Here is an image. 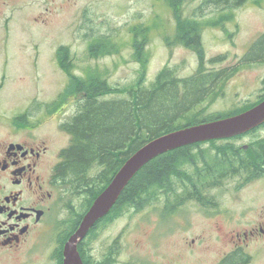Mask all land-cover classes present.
<instances>
[{
  "label": "rangeland",
  "instance_id": "1",
  "mask_svg": "<svg viewBox=\"0 0 264 264\" xmlns=\"http://www.w3.org/2000/svg\"><path fill=\"white\" fill-rule=\"evenodd\" d=\"M171 3L13 0L15 33L11 43L18 49L13 56L18 57L27 75L26 80L12 86L13 91L29 99V104L32 98L48 100L67 92L69 85L58 62L62 48L69 57L66 63L72 61V76H98L119 90L136 89L141 83L150 87L166 69L178 80L197 77L200 60L195 47L192 50L175 43L178 23ZM180 6L182 18L196 21L202 32L199 44L204 50L205 72L219 74L195 112L205 119L257 101L264 94V58H253L250 52L264 36V0H225L218 5L185 0ZM221 18L224 20L218 21ZM101 42L113 51L99 54L101 50L94 46ZM219 83H224L222 90ZM121 98L113 95L106 100ZM16 102L12 101L13 108ZM204 149L212 152L210 145ZM96 174L94 170L90 177ZM175 188L176 194L161 193L150 206L127 210L102 228L93 241L94 257L101 260L107 252L116 251L114 264H215L227 247L226 241L217 237V217L203 214L192 203L175 212L170 206H181L182 186L176 183ZM84 204L78 200L76 210L82 212ZM233 211L244 220L255 216L238 204ZM67 218L60 215L56 220L63 224ZM194 238L202 244L191 257L185 244ZM54 249L52 239H47L33 264H53Z\"/></svg>",
  "mask_w": 264,
  "mask_h": 264
},
{
  "label": "flooded vegetation",
  "instance_id": "2",
  "mask_svg": "<svg viewBox=\"0 0 264 264\" xmlns=\"http://www.w3.org/2000/svg\"><path fill=\"white\" fill-rule=\"evenodd\" d=\"M12 4L13 0H0V264H33L47 239H52L55 246L53 264H64L65 246L94 203L77 224L90 199L91 177L70 171L69 151L76 143L71 130L86 95L61 92L48 100L32 98L29 104V99L13 91L12 86L26 80L27 75L18 57L13 56L18 49L11 43L15 33ZM185 41L180 43L176 35L175 43L181 46L193 50L197 43L189 37ZM63 49L58 52V62L66 75L65 84L90 81L91 76H72V61L66 63L69 57ZM223 84L219 83L221 90ZM14 100L16 108L12 107ZM263 101L264 94L248 106L218 114L214 121L243 114ZM200 145L194 150L199 153L200 187H182L181 206L170 207L176 212V208L192 203L203 214L217 217V237L225 240L227 247L215 264H264V124L232 138ZM208 145L212 152L204 149ZM170 195H174L172 191ZM78 200L85 203L82 212L76 210ZM237 204L255 216L251 220L237 218L232 214ZM60 215L68 216L63 224L56 220ZM100 222L83 241L90 264H98L110 255L107 252L101 260L94 257L93 241L105 227ZM71 230L73 233L69 234ZM198 240L185 244L191 257L195 256L197 245L202 244Z\"/></svg>",
  "mask_w": 264,
  "mask_h": 264
},
{
  "label": "trees",
  "instance_id": "3",
  "mask_svg": "<svg viewBox=\"0 0 264 264\" xmlns=\"http://www.w3.org/2000/svg\"><path fill=\"white\" fill-rule=\"evenodd\" d=\"M171 1V8L178 23V41L184 43L189 37L191 42H197L194 46L200 60V72L197 77L178 80L172 73L168 74L166 69L150 87H143L141 83L136 89L124 91L113 88L98 76H91L90 81L73 82L67 89V92L86 95L82 111L76 117L71 130L76 137V143L69 151V169L73 174L83 177L94 170L97 172L91 178L88 194L90 199L84 213L77 219V224L95 198L109 186L125 162L137 150L165 134L217 119L215 116L201 119L195 108L199 101L209 95L212 82L219 74L205 72L204 50L199 44L200 27L196 21L182 18L180 11V4L183 5L185 0H180V3L178 0ZM223 1L225 0H206V4L218 5ZM94 47L99 48V54L103 55L113 51L104 42ZM250 53L253 58H264V36L258 40ZM139 54L142 55V51ZM113 95H121L122 98L106 100ZM200 146L195 144L177 149L147 164L131 180L100 224L108 225L127 210L150 206L161 193L168 196L172 191L176 194V183L183 188H199L198 174L201 169L197 160L199 154L194 150ZM72 233L73 230L69 234ZM84 244L85 242L81 243L79 251L84 264H90ZM116 254V251H110V255L98 264H114Z\"/></svg>",
  "mask_w": 264,
  "mask_h": 264
},
{
  "label": "water",
  "instance_id": "4",
  "mask_svg": "<svg viewBox=\"0 0 264 264\" xmlns=\"http://www.w3.org/2000/svg\"><path fill=\"white\" fill-rule=\"evenodd\" d=\"M262 124L264 101L238 116L179 129L145 144L125 162L109 186L96 198L65 246L64 264H84L78 249L80 243L95 225L110 213L131 180L151 161L183 147L232 138Z\"/></svg>",
  "mask_w": 264,
  "mask_h": 264
}]
</instances>
